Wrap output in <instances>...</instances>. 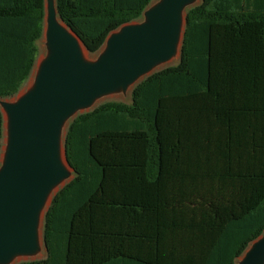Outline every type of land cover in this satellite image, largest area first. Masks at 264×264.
<instances>
[{"label":"trees","instance_id":"trees-1","mask_svg":"<svg viewBox=\"0 0 264 264\" xmlns=\"http://www.w3.org/2000/svg\"><path fill=\"white\" fill-rule=\"evenodd\" d=\"M151 0H54L95 52ZM177 63L68 123L73 176L18 264H234L264 231V0H200ZM44 0H0V96L33 65ZM3 120L0 111V139Z\"/></svg>","mask_w":264,"mask_h":264},{"label":"water","instance_id":"water-1","mask_svg":"<svg viewBox=\"0 0 264 264\" xmlns=\"http://www.w3.org/2000/svg\"><path fill=\"white\" fill-rule=\"evenodd\" d=\"M191 1L159 0L144 11L142 21L111 32L93 61L84 59L83 43L59 18L54 1L44 4L42 33L48 54L33 87L14 102L3 103L8 142L0 166V263L37 249L41 211L73 171L64 147L61 152L63 121L99 95L134 83L180 52L182 10ZM238 264H264V231Z\"/></svg>","mask_w":264,"mask_h":264},{"label":"rangeland","instance_id":"rangeland-1","mask_svg":"<svg viewBox=\"0 0 264 264\" xmlns=\"http://www.w3.org/2000/svg\"><path fill=\"white\" fill-rule=\"evenodd\" d=\"M49 1H54V0H44V4L48 5ZM159 0H151L149 2V4L144 8V10L142 11L141 15L136 18L135 20H133L132 22H140L142 21L145 17H144V11L149 8L150 6L154 5L155 3H157ZM200 0H192L190 3L186 4L182 10V18L184 15V12L187 8L199 3ZM119 30V28H117L114 31ZM112 31V32H114ZM104 45L105 43L101 46V48H99L97 51L95 52H88L86 50H84V59L87 61H93L95 60L98 55L100 54V52L104 49ZM35 46H36V52H35V57H34V62L33 65L29 71L28 76L21 82V84L19 85L17 91L9 96H0V111H1V115H2V120H3V126H2V136L0 139V166L2 164L3 158H4V154L6 151V147H7V142H8V127H7V118H6V111L4 109L3 103L4 102H14L19 96H21L22 94H24L25 92H27L29 89H31L34 85V81H35V77L38 71V67L40 62L46 57V55L48 54V46L45 40V37L43 35V33L41 32L40 37L35 41ZM179 58V50L177 51V53L168 61L165 62H160L157 63L153 69L151 70V72L157 71L161 68H164L166 66L169 65H173L175 63H177ZM144 77L136 80L134 83L126 86V87H120L117 88L115 90H112L110 92H107L105 94L99 95L98 97H96L91 104L85 106V107H81L78 108L76 111H74L70 116H68L62 124V128H61V139H62V144H61V152L63 150V136L66 130V127L68 125V123L73 119V117H75L77 114L82 113V112H86L89 111L91 109H93L94 107H96L97 105H99L102 102L105 101H121V102H130L131 100V89L132 87L139 82L140 80H142ZM73 174L72 172H70L69 176L64 179L63 183L59 184L56 189H54L49 198L47 199L42 211H41V215L39 217L38 220V227H37V244L38 247L37 249L31 253V254H18L15 255L14 257H12L8 262L6 263H0V264H18L21 261H30V260H37V259H41L44 258L46 255V251H45V247L43 245V241L41 238V227H42V221H43V214L44 211L46 210V208L48 207L51 197L52 195L62 186V184L66 183L67 181H69L72 178ZM251 243V242H250ZM250 243L248 244V246L246 247V249L250 246ZM245 249V250H246ZM244 250V251H245ZM244 252L242 254H240L239 256H237L235 258L234 264H238L239 261L241 260L242 256H243Z\"/></svg>","mask_w":264,"mask_h":264},{"label":"bare ground","instance_id":"bare-ground-1","mask_svg":"<svg viewBox=\"0 0 264 264\" xmlns=\"http://www.w3.org/2000/svg\"><path fill=\"white\" fill-rule=\"evenodd\" d=\"M84 53H85L84 50H82V54H83V55H84Z\"/></svg>","mask_w":264,"mask_h":264},{"label":"crops","instance_id":"crops-1","mask_svg":"<svg viewBox=\"0 0 264 264\" xmlns=\"http://www.w3.org/2000/svg\"><path fill=\"white\" fill-rule=\"evenodd\" d=\"M72 172V171H71ZM72 174H73V172H72Z\"/></svg>","mask_w":264,"mask_h":264}]
</instances>
